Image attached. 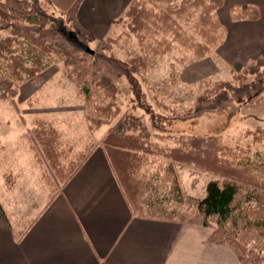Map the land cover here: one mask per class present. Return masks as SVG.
I'll return each instance as SVG.
<instances>
[{
    "label": "trees",
    "instance_id": "1",
    "mask_svg": "<svg viewBox=\"0 0 264 264\" xmlns=\"http://www.w3.org/2000/svg\"><path fill=\"white\" fill-rule=\"evenodd\" d=\"M81 2L75 0L67 10L53 14L40 0H0V32L6 33L0 38V102L16 109L20 84L29 81L39 88L38 76L50 60L61 63L62 75L75 84L89 105L90 131L109 126L116 119L97 145L133 215L182 223L177 218L180 207L156 205L153 210L144 209L140 199L142 184L136 175L148 155L167 160L166 179L179 196L182 191L175 166H191L208 172L218 180L208 182L202 199L192 200L194 213L191 217L187 215L186 223L211 227L207 243L229 248L237 264H263L264 203L257 207H237L235 203L246 198L244 191H264V183L254 176L253 167L241 163L238 148L222 143L218 137L199 135L172 136L174 145L162 147L152 140L138 117L127 113L119 116L116 104L119 92L116 82L124 78L137 106L143 105L144 94L137 76L144 78L148 63L154 57L180 50L197 59L213 57L226 36V28L218 17V10L226 0H131L122 16L111 22L114 27L124 25L127 31L117 34L113 31L99 40L77 20ZM229 17L231 21H255L260 18V10L257 4H232ZM131 36L136 39L139 53L126 60L115 58L114 47L125 49L123 38L129 40ZM93 42H96L94 49L90 47ZM229 73L228 80L200 81L193 105L171 116L187 118L219 112L230 102L252 103L264 95V51L247 67L234 63ZM98 91L102 101L90 107L93 93ZM33 130L34 140L43 155L55 161L54 167L58 153L51 133L37 127ZM90 152L89 149L78 155V162L68 175L60 174L57 180L62 181L60 185L52 181L48 202ZM55 169L58 171L57 164ZM4 182L6 190H12L14 181L4 179ZM235 211L245 220L239 226L231 221Z\"/></svg>",
    "mask_w": 264,
    "mask_h": 264
},
{
    "label": "rangeland",
    "instance_id": "2",
    "mask_svg": "<svg viewBox=\"0 0 264 264\" xmlns=\"http://www.w3.org/2000/svg\"><path fill=\"white\" fill-rule=\"evenodd\" d=\"M130 1L124 0L125 3L119 5L112 15L114 19L122 16ZM241 1L227 0L224 7L218 10L220 21L223 15L229 16V7L232 4H243ZM40 2L50 13L58 12L59 6L54 7L45 0ZM113 31L117 34L126 32L127 29L122 24L117 27L111 24L106 35H112ZM5 35V32H0V38ZM123 41L125 49L114 47L115 58L126 60L128 56L133 57L139 53L133 36L129 40L123 38ZM90 47L94 49L96 42L91 43ZM220 48L221 46L214 51L213 57L203 59H197L181 50L152 58L143 74L144 78H140V74L137 76L144 94L141 106H137L134 101L127 81L120 78L116 82L119 88L116 97L119 116L127 113L138 117L151 133L152 140L162 147L174 145L175 142L170 139L172 136L218 137L222 143L237 147L241 163L253 167L254 176L264 183V95L252 103L230 102L219 112L202 113L187 118L171 116L172 113L183 112L193 105L200 81L231 78L230 67L238 62L225 59L223 54L220 55ZM254 60L240 64L247 67ZM38 78L41 82L39 89L29 81L20 84V94L15 99L16 109L0 102V199L4 205L10 204L12 196L20 195L29 202L30 208L38 209L42 206L43 194L47 204L50 187L54 183L60 185L62 182L57 181L61 178L60 174L68 175L74 169L81 152L87 153L89 149L93 151L100 148L97 145L99 140L116 121L115 119L109 126L90 131L87 118L89 105L84 96L77 92L75 84L62 75L61 63L50 60ZM92 100L90 107L101 103V91L94 92ZM36 127L51 133L58 153V171L55 169L56 164L53 167L55 161L52 162L50 156L46 158L34 140L33 129ZM166 163L167 160L160 156H147V161L136 175L142 184L141 203L145 210H153L156 205L180 207L177 218L186 223L187 215L191 217L194 213L192 200L202 199L206 195L208 182L218 178L191 166L177 165L175 170L182 191L179 196L171 182L166 179ZM4 179L14 181L12 192L6 190ZM61 187L54 189L56 194ZM244 193L246 198L237 201V207H257L264 203V191ZM16 203L17 199L12 204L17 205ZM6 209L9 213V208ZM230 217L238 226L245 221L237 211L232 212ZM203 227L211 231V227Z\"/></svg>",
    "mask_w": 264,
    "mask_h": 264
},
{
    "label": "crops",
    "instance_id": "3",
    "mask_svg": "<svg viewBox=\"0 0 264 264\" xmlns=\"http://www.w3.org/2000/svg\"><path fill=\"white\" fill-rule=\"evenodd\" d=\"M74 1L47 0L58 11ZM241 2L257 4L260 18L231 21L223 15L227 31L219 49L239 64L264 51V0ZM122 3L82 0L77 20L96 38L105 37ZM25 200L14 195L4 205L0 199V264H237L229 248L207 243L206 227L133 215L100 148L50 202L45 204L43 194L35 209Z\"/></svg>",
    "mask_w": 264,
    "mask_h": 264
}]
</instances>
